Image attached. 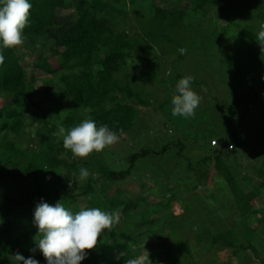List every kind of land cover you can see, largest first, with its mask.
Returning <instances> with one entry per match:
<instances>
[{"label": "trees", "instance_id": "16d2710c", "mask_svg": "<svg viewBox=\"0 0 264 264\" xmlns=\"http://www.w3.org/2000/svg\"><path fill=\"white\" fill-rule=\"evenodd\" d=\"M174 1L158 0L161 4L158 5L154 0H28L32 7L23 33V43H27L32 50L35 47L41 50L48 47V55L38 54L32 66L47 76H57V91L54 96L47 97L48 101L56 103V109L52 108L49 112L52 114L50 118L40 119V127L34 132L35 137L29 140L34 148L26 161L21 163V158L26 155L25 151L13 143L8 135L19 136L27 107H34L37 111L39 108L31 101L30 89L27 88L16 47H0L4 56V62L0 64V103L8 100V105L0 106V192L6 184L13 182H17V185L24 182L28 189L21 192V199L0 194V201L4 203L3 216H21L27 222L24 225L18 221L15 227L16 236L11 241L0 243V264H15L12 257L17 253L25 258L32 256L39 264H46L39 250L34 253L30 251L36 247L34 237L37 229L33 224V213L41 200L50 205L62 201L73 214L82 208L93 207L106 212H119V222L111 231L105 230L98 238L97 246L87 252L86 258L80 264H125L127 259L142 255L137 247L138 243L149 245L152 239H160L159 245L155 247L157 249L152 250L149 247L150 251L147 252L152 264H190L178 258L175 255L177 251L183 254L194 252L203 259L204 264H219L214 252L222 249L231 251L227 264H247L243 255L246 252L258 264H264V257L257 253L258 247H255L260 236L264 237V213L261 214V208L255 206L256 199L261 198L260 203H264V144L260 152V164L252 158L255 164L251 161L249 168L256 172V179H261L252 185L254 194H245L236 185V178L239 176L235 177V171L239 173L242 170L243 175L246 169L240 165L241 160H236L240 156L238 153L243 152V143L240 139L234 140L235 133L232 129L229 132V151L224 150L225 144L221 140L220 131V138L215 141L217 145L210 146L209 142L208 147L202 145L206 147L204 156L196 161L202 172L197 171V165L191 167L190 164L185 165L187 171H181V174L184 172L190 180L195 181L192 189L201 182L197 180L200 177L198 173L206 175L208 171H213L217 181H212L213 187L210 188L213 191H210V195L217 196L219 187L224 188L231 195L236 207L234 217L238 220L237 232L243 240L237 244L234 228L232 231H215L209 228L210 218L206 207H202L200 201L198 204V198L191 201L178 197L176 189L172 193L165 188L168 192L163 193L152 183L148 188L141 185L142 196L135 202L122 198L118 188L114 189L117 195L106 198L107 188L128 180L136 159H143L151 154L161 155L165 152L166 145L156 152L140 149L128 155L125 168L119 171L109 170L102 166L96 155L89 154L87 158H91L94 163L92 171L95 177L87 178L82 183L76 178L72 179L77 175V162L82 159L73 158L71 152L64 149L62 138L54 135L58 125L70 128L84 119H92L97 127L108 125L119 137L129 130L132 115L126 102L132 101L135 94L126 81L128 76L132 79L134 77L129 73L119 74L126 70V61L131 58L137 60L139 50L143 59L140 60L142 66H147L153 61L149 45L156 44L154 42L157 39L170 42L163 37L165 35L161 30L171 28L185 31L180 37L186 31L195 33L198 29L190 21L192 15L196 12L207 14V8L220 3V0H185V4ZM133 9H137L135 19L145 29L142 31L145 39L136 37L133 40V34L128 35L126 15ZM62 11L69 13L62 16ZM185 15H188L189 21ZM262 67L264 72V62ZM178 78L182 79L181 76ZM116 93L119 94L118 97ZM246 93L247 103L252 102L255 98L254 89ZM135 101L134 105L142 103L140 99ZM81 165L93 167L89 161H82ZM171 176L172 173L162 181V189L172 181ZM248 178L247 181L252 182L253 178ZM17 185L14 186V192ZM146 195L157 201L148 203L144 199ZM29 206L34 207L32 213L23 215V210ZM193 211L200 213L198 220ZM208 212L215 220L216 213ZM252 237L253 241L255 239L254 244L250 243ZM117 254L120 255L117 257Z\"/></svg>", "mask_w": 264, "mask_h": 264}, {"label": "rangeland", "instance_id": "374dc122", "mask_svg": "<svg viewBox=\"0 0 264 264\" xmlns=\"http://www.w3.org/2000/svg\"><path fill=\"white\" fill-rule=\"evenodd\" d=\"M175 1L179 4L186 3L185 0ZM154 2L161 5L158 0H154ZM206 10H208L207 14L196 12L191 17L190 21L198 29L195 33L186 31L180 37V34L185 31H175L171 28L161 30L165 35L163 37L169 39L170 42L166 43L157 39L154 42L156 44L149 45L153 61L147 66H142L140 60L143 59H141L139 50L137 51L136 64L132 66L130 64V61L134 63V58L126 61V68H124L126 70L119 74L129 73L134 77L132 79L128 76L126 80L129 89L135 94L132 101L127 100L126 102L127 106L131 108V127L119 137L116 144L106 147L98 153L94 151L91 155H96V159L102 166H106L112 171H119L125 168L128 155L134 154L140 149L156 152L166 145V150L161 155L153 156L151 154L143 159H136L128 180L107 188L106 198H112L116 194L114 189L118 188L122 198L135 202L143 191L141 185L148 188L152 183L163 193L168 192L165 188H168L172 193L176 189L178 197L191 201L198 198V204L200 201L202 207H206L208 218H210L209 228L215 231H232L231 229L234 228L235 242L240 244L243 240L241 234L237 232L239 225L238 220L234 217L236 207L231 195L220 187L216 193L219 195H210V191H213L211 189L212 181H217L213 171H208L206 175L198 173L200 177H197V180L201 182L196 185L195 189H192L195 181L190 180L186 173L181 174V171H187L186 164H190L191 167L197 165L196 161L204 156L205 146L208 147V142L211 146V141L219 140L220 131L223 137L221 140H224L225 144L224 150L229 151L231 149L228 142L231 139L229 132L232 129L235 133L234 140L240 139V142L243 143V152L238 153L240 156L236 160H241L240 165L247 170L243 175L241 174L242 170H239V173L235 171V177L239 176L236 178L238 189L243 193L254 194L252 185L261 181L254 177L257 175L256 172L249 168L251 161L255 164L252 158L258 165L260 164L259 157L262 158L260 152L264 144V72L262 67L264 53L261 52L260 46L256 42L259 24L264 21L262 17L264 16V0H220L219 5ZM68 13L69 11H62L60 14L65 16ZM135 13L137 14V9L127 12L126 15L128 35L133 34L131 36L133 40H136V37L145 39V34L143 35L144 32H142L145 29L135 19ZM184 17L188 20V15ZM141 28L142 30H140ZM147 30L149 31V28ZM187 38L189 39L187 40ZM181 48L185 49L184 54L178 51ZM15 50L22 63L26 85L31 93V101L34 106L39 108L37 111L34 107H27L23 114L25 120L19 136L8 135L10 139H13V143L25 151L26 155L20 160L21 163H24L34 148L29 140L35 137L34 132L40 127V119L50 118L52 114L50 115L49 112L52 111V108L56 109V103L48 101L47 97L48 95L54 96L57 91L55 86L57 76H47L32 66L38 54L48 55V47L43 50L35 47L33 51L27 43H22ZM31 51L33 52L31 53ZM178 76L182 78L191 76L193 80L190 87L201 98L199 106L191 117H174L172 115L171 100L176 94L175 86L180 80ZM250 89H254L255 98L252 102L247 103L246 92ZM116 96L118 97L119 94L116 93ZM136 99H140L142 103L134 105L133 102H136ZM1 104L8 105V100H3L0 106ZM177 143H179L178 146ZM203 144H205L204 147ZM177 152L179 156H177ZM90 159L87 157L82 159V161L90 162L93 167L89 168L82 166L81 160L77 162V175L72 179L76 178L78 182H85V180L79 179L81 168H86L89 171L90 174L87 178L95 177L94 171H92L94 163ZM198 170L202 172L201 167L197 165ZM171 173L172 181L162 189L164 183L162 181L167 179ZM247 177H249L248 179L253 178L252 182H248ZM16 185L17 182L6 184L0 194H8L14 199H21V192L28 189L24 182H20L14 192ZM150 195L144 196V199L148 203L156 202L157 200ZM259 199L261 200V198ZM259 199L255 200V206L258 209L261 208L262 214L264 213V203H260ZM3 204L0 201V243L11 241L16 236L15 227L18 221L24 225L27 223L26 219H21V216L5 218ZM80 204L82 207V203ZM33 208V206L25 208L22 214L32 213ZM208 211H211L210 214L216 213L215 220L210 217ZM193 213L198 220L200 213H196V211ZM260 237V240L255 242V247H258L256 248L257 253L264 257V237ZM254 241L252 237L250 243L254 244ZM159 242L160 239H152L149 245L140 242L137 247H139V252L144 254V250L150 251L149 247L152 250L157 249L155 247L159 245ZM230 252V249L214 252L219 264H227ZM175 255L185 263L204 264L203 259L191 251L184 252V254L177 251ZM243 255L246 257L247 264H258L248 252Z\"/></svg>", "mask_w": 264, "mask_h": 264}, {"label": "clouds", "instance_id": "9594fccd", "mask_svg": "<svg viewBox=\"0 0 264 264\" xmlns=\"http://www.w3.org/2000/svg\"><path fill=\"white\" fill-rule=\"evenodd\" d=\"M32 5L28 0H0V47L12 49L24 42V29L28 25ZM261 52L264 53V22L259 24L256 36ZM184 54L185 49L178 50ZM4 56L0 52V64ZM130 61L131 66L136 64ZM193 78L186 76L175 86L172 97V115L191 117L200 104V96L190 87ZM123 132V129L120 130ZM55 136L62 138L63 147L71 152L73 158H86L92 152H100L106 147L116 144L118 134L108 125L97 127L92 119H84L78 125L65 128L58 125ZM86 168L79 170V179L86 180L89 176ZM119 222V212H106L100 208H82L73 214L62 201L50 205L43 200L38 203L33 213V224L37 229L34 237L35 248L39 250L46 264H80L87 252L93 250L98 238ZM15 264H39L32 256L25 258L17 253L13 257ZM125 264H152L149 254L127 259Z\"/></svg>", "mask_w": 264, "mask_h": 264}, {"label": "built area", "instance_id": "2783aa9c", "mask_svg": "<svg viewBox=\"0 0 264 264\" xmlns=\"http://www.w3.org/2000/svg\"><path fill=\"white\" fill-rule=\"evenodd\" d=\"M210 144H211V146H215L216 145L214 141H211Z\"/></svg>", "mask_w": 264, "mask_h": 264}]
</instances>
